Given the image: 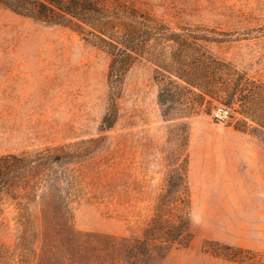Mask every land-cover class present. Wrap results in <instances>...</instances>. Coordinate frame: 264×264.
I'll use <instances>...</instances> for the list:
<instances>
[{"label":"rangeland","instance_id":"1","mask_svg":"<svg viewBox=\"0 0 264 264\" xmlns=\"http://www.w3.org/2000/svg\"><path fill=\"white\" fill-rule=\"evenodd\" d=\"M132 1L173 28L218 31L219 57L264 75V0ZM109 65L74 30L0 5V157L84 152L59 168L64 210L42 190L25 213L1 206L0 264H264V138L220 113L165 119L143 63L126 76L118 122L103 129ZM185 157L191 243L137 250Z\"/></svg>","mask_w":264,"mask_h":264},{"label":"trees","instance_id":"2","mask_svg":"<svg viewBox=\"0 0 264 264\" xmlns=\"http://www.w3.org/2000/svg\"><path fill=\"white\" fill-rule=\"evenodd\" d=\"M10 11L47 25L68 27L110 58V98L102 128L119 119V100L128 72L150 65L165 119L200 113L222 118L237 131L264 138V75L251 74L218 56L219 32L200 27L173 28L132 0H0ZM217 120L219 118L215 117ZM184 136L189 134L183 130ZM77 145L47 147L25 155L0 157V212L8 204L21 213L42 190L57 212L66 208L65 173L59 171L84 156ZM188 160L171 176L164 201L137 250L151 245L187 247L192 239ZM170 203L172 206L168 205ZM29 230L27 223L25 231Z\"/></svg>","mask_w":264,"mask_h":264}]
</instances>
